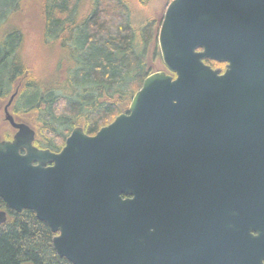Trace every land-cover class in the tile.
<instances>
[{"label": "water", "instance_id": "95a60500", "mask_svg": "<svg viewBox=\"0 0 264 264\" xmlns=\"http://www.w3.org/2000/svg\"><path fill=\"white\" fill-rule=\"evenodd\" d=\"M157 45L167 72L149 73L94 134L74 127L59 151L7 114L17 131L0 141V199L32 210L72 264H159L174 199L198 205L210 263L221 220L254 222L250 245H264V0H171Z\"/></svg>", "mask_w": 264, "mask_h": 264}, {"label": "trees", "instance_id": "16d2710c", "mask_svg": "<svg viewBox=\"0 0 264 264\" xmlns=\"http://www.w3.org/2000/svg\"><path fill=\"white\" fill-rule=\"evenodd\" d=\"M39 1L41 37L63 58L56 70L37 71L21 58L25 28L11 23L0 37V92L6 96L13 83L18 86L16 107L31 111L41 147L58 151L74 127L94 134L127 112L131 97L161 61L157 33L171 0H89L79 17L80 0ZM29 2L22 0V5ZM20 5L21 0H1L0 23ZM53 236L32 210H8L0 225V264H72L56 253Z\"/></svg>", "mask_w": 264, "mask_h": 264}, {"label": "flooded vegetation", "instance_id": "af4514ba", "mask_svg": "<svg viewBox=\"0 0 264 264\" xmlns=\"http://www.w3.org/2000/svg\"><path fill=\"white\" fill-rule=\"evenodd\" d=\"M218 63L220 65L212 67L220 68L223 72L226 63ZM12 86L14 90L16 84L13 83ZM11 93L12 91L4 96L0 92V141L12 140L17 131V128L7 117L9 113L14 123H24L34 131L32 144L38 148H44L41 147V136L36 134L35 128L30 124L31 111L22 109L20 106L16 107L17 96H15L12 104L6 107ZM24 151V149H20L19 152L23 154ZM204 200L206 202L205 198ZM2 203V205L0 203V210L5 211L7 216L10 209L6 207L3 201ZM193 208H198V205L192 204L191 201L186 203L185 200L176 204V200H173V207L168 220L167 253L166 255L161 254V259L158 260L159 264H264V245L256 250L250 245L256 242L253 237L259 236L261 229H256L254 222L246 224L238 219H234L235 222L231 220L224 223L222 220L218 222L217 248L214 259L210 263L208 260L207 234L202 224V216L198 211L192 214ZM163 230L164 227L158 228V236L165 233ZM161 247V245L158 247L159 254ZM246 254L252 255L253 262L248 261L250 260L249 257L246 259Z\"/></svg>", "mask_w": 264, "mask_h": 264}, {"label": "rangeland", "instance_id": "374dc122", "mask_svg": "<svg viewBox=\"0 0 264 264\" xmlns=\"http://www.w3.org/2000/svg\"><path fill=\"white\" fill-rule=\"evenodd\" d=\"M1 1V0H0ZM159 4V1H156ZM39 4L40 1L31 0L25 6L21 5L16 14L10 15V17L6 20V22L0 23V37L4 36L8 31V28L11 23L16 24L18 26L24 27L26 31V41L24 44L23 52L21 54V58H26V61H29L33 64L37 69V71H54L56 70L57 60H62L63 54L60 51H57L54 48L46 47V43L41 37L42 32V20L39 14ZM89 7V0H80L77 16H81L86 13V9ZM3 10V8H2ZM0 8V13H1ZM159 11L155 10L154 16H157ZM75 34V33H74ZM60 44L59 41H55L54 45ZM52 51H51V50ZM62 56V57H61ZM163 63L161 61H157L155 64V68H163Z\"/></svg>", "mask_w": 264, "mask_h": 264}]
</instances>
